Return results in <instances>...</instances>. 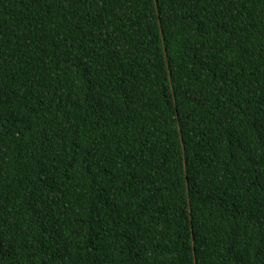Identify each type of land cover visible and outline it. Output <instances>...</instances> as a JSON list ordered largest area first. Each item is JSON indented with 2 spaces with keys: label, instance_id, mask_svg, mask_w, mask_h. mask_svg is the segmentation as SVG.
Instances as JSON below:
<instances>
[{
  "label": "trees",
  "instance_id": "obj_1",
  "mask_svg": "<svg viewBox=\"0 0 264 264\" xmlns=\"http://www.w3.org/2000/svg\"><path fill=\"white\" fill-rule=\"evenodd\" d=\"M0 264H264V0H0Z\"/></svg>",
  "mask_w": 264,
  "mask_h": 264
}]
</instances>
